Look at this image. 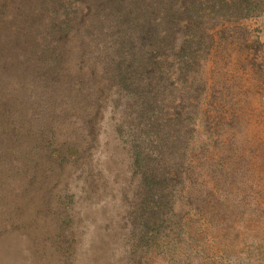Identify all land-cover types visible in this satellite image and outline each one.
<instances>
[{"label":"rangeland","instance_id":"rangeland-1","mask_svg":"<svg viewBox=\"0 0 264 264\" xmlns=\"http://www.w3.org/2000/svg\"><path fill=\"white\" fill-rule=\"evenodd\" d=\"M42 1L0 0V103L14 88L3 43L21 41L25 10L50 14ZM197 3L159 88L173 135L149 149L167 196L147 197L134 166L127 95L101 91V64L82 66L72 40L55 110L31 100L23 126L12 103L0 113V264H264V0Z\"/></svg>","mask_w":264,"mask_h":264},{"label":"trees","instance_id":"trees-1","mask_svg":"<svg viewBox=\"0 0 264 264\" xmlns=\"http://www.w3.org/2000/svg\"><path fill=\"white\" fill-rule=\"evenodd\" d=\"M42 2L45 7L42 10L50 14L34 18L25 10L29 25L18 27L20 31L23 29L21 41L14 43L6 36L3 43L2 51L11 58L9 63L3 62L5 77L11 79L14 88L6 99L1 100L0 107L7 109L0 113L10 116L12 103L16 111L11 120L23 126V120L30 116L28 107L35 106L31 100L38 103L36 109L39 108L41 114L54 111L59 102L58 90L69 86L70 82L66 51L71 47L70 41L77 39L80 47L78 62L83 66L90 59L102 66L107 82L101 91L114 86L118 100L127 95L126 106L134 110L132 117L125 119L123 124L131 141L135 142L132 143L134 166L145 177L147 197L167 196L161 189L163 175L150 167L149 149L152 141L162 142L164 137L173 135L170 116L160 104L159 88L165 79L168 56L188 55L190 41L177 47V40L172 36L182 19L192 21L197 0ZM94 47L98 49L96 52ZM79 79L77 93L82 95L85 80ZM91 81L97 83L100 79L93 75ZM36 121V131L42 135L40 141L45 142L49 133L55 131L38 118ZM91 128L94 130V125ZM162 145L164 143L155 147L158 149Z\"/></svg>","mask_w":264,"mask_h":264}]
</instances>
